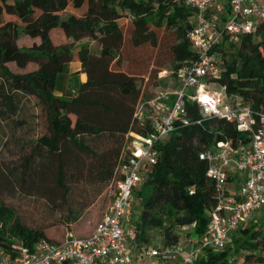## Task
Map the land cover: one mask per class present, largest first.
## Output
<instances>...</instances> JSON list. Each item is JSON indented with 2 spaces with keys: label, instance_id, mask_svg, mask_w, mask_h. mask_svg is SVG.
Segmentation results:
<instances>
[{
  "label": "trees",
  "instance_id": "16d2710c",
  "mask_svg": "<svg viewBox=\"0 0 264 264\" xmlns=\"http://www.w3.org/2000/svg\"><path fill=\"white\" fill-rule=\"evenodd\" d=\"M69 6L87 8L81 16L74 13L63 15ZM4 13L16 15L22 26L13 21L4 22ZM126 13L131 16L135 27L132 36L135 45L154 41L156 29L170 27L176 30L174 73L183 62L195 58L196 53L187 37L192 27L193 10L176 0H0V107L14 114L22 97L35 95L47 106L50 114V132L38 137L30 154L24 157L23 175L36 174L42 178L55 169L58 186L69 193L71 189L65 178L70 162L72 169H76L73 161L68 162L69 150L95 155L85 142L86 136L109 133L111 138L115 137L118 146L116 159L109 168L105 157L101 156L97 177L114 179V166L118 160L119 164L127 142V138L124 143L122 139L131 130L145 132L146 127L134 117L136 105L131 112L126 106H119L114 96L107 94L114 86L124 96L140 92L135 76L111 68L125 43L119 19ZM55 28L63 30L70 39L89 36L100 45L94 50L85 44L78 51L81 70L87 78L72 96L55 93L59 75L73 59L74 47L73 43L55 44L52 39ZM21 34L38 37L40 42L21 47L17 44ZM225 48V45L213 48L221 51L225 59L218 81L226 86L229 94L237 93L254 106H264V22L256 34L245 35L236 43L230 42V54ZM9 62L20 67L36 62L39 68L16 73L7 65ZM188 107L191 116H199L195 102H190ZM212 122L214 130L236 136L230 123L222 119ZM221 136L216 137L215 131L205 130L200 125H190L160 144L159 160L148 170L136 190L142 200L141 212L133 223L138 231L139 244L149 242L151 228L163 229L166 244L179 240L176 225L196 222L195 235L205 233L216 196L214 182L207 175L208 164L200 159L199 153ZM16 180L19 182V178ZM17 217L14 209L0 201V244H5L11 236L21 237L28 244L43 237L49 238L44 231L24 225ZM166 220L170 221L169 225ZM239 256L243 257L240 264H264V214L233 231L225 249L217 252L207 249L197 262L238 264Z\"/></svg>",
  "mask_w": 264,
  "mask_h": 264
},
{
  "label": "built area",
  "instance_id": "2783aa9c",
  "mask_svg": "<svg viewBox=\"0 0 264 264\" xmlns=\"http://www.w3.org/2000/svg\"><path fill=\"white\" fill-rule=\"evenodd\" d=\"M176 1L193 10L187 37L196 56L172 71L168 84L157 85L138 101L134 117L146 130L126 134L109 211L87 236L43 237L32 244L11 236L0 244V264H198L207 249H225L233 231L264 214V106L210 87L221 76L223 63L221 51L213 48L256 34L264 22V0ZM218 5V11L209 13ZM190 102L196 103L198 117L190 115ZM214 119L233 125L236 136L214 130ZM190 125L222 135L199 153L208 164L216 196L206 231L158 246L139 244L131 219L134 191L159 160L160 144Z\"/></svg>",
  "mask_w": 264,
  "mask_h": 264
},
{
  "label": "rangeland",
  "instance_id": "374dc122",
  "mask_svg": "<svg viewBox=\"0 0 264 264\" xmlns=\"http://www.w3.org/2000/svg\"><path fill=\"white\" fill-rule=\"evenodd\" d=\"M86 8L84 6L76 9L69 6L63 15L74 13L81 16ZM216 10L217 7H213L209 13H215ZM7 21H13L22 26V21L16 15L4 13V22ZM119 23L123 28L125 43L121 49L120 57L112 62L111 68L135 76L140 92L124 96L120 89L114 86L110 87L107 94L114 96L119 106H126L129 111L133 112L135 105L137 107L138 101L143 95H151L157 85H166L170 81L169 75L174 66L173 48L178 42V36L174 28L163 27L155 30L154 41L135 45L132 40L135 27L131 16L126 13L119 19ZM153 28L155 27L152 26ZM52 39L57 45L74 44L73 59L59 75L55 89V93L63 91L64 94L72 96L79 91L81 83L79 80L81 69L80 72L75 71L77 67L81 66L78 51L85 44L94 50L98 49L100 45L98 41L89 36L79 40L70 39L59 28L52 30ZM257 39L258 37H256ZM39 42L38 37L34 38L26 34H21L17 40V44L21 47H30ZM225 47L227 53L230 54L232 49L228 40H226ZM227 57L229 58L230 55ZM221 59L224 63L223 56ZM223 63H220L222 69ZM7 65L16 73H27L39 68V64L36 62H30L26 67H20L15 62H9ZM84 76L87 77V74L84 73ZM210 87L228 93L219 81L212 82ZM49 115L47 106L35 95L22 97L17 112L14 114L0 107V201L14 209L17 218L24 225L44 231L51 239L63 240L71 235L87 236L94 231L97 223L103 219L111 207L114 179L112 177L102 180L97 177V167H99L101 156H104L108 167L111 168L116 159L118 146L115 144V137L111 138L109 133H104L101 136H86L85 138L86 144L95 151V155L90 152L69 150L68 162L73 161L74 168H76L72 169L71 162L67 168L65 183L71 189L69 193L58 186L55 169L49 171L42 178L36 174L31 176L25 173L23 175L22 161L24 157L30 154L31 147L38 137L50 132ZM72 116L74 117V115ZM122 141L123 143L126 141V136ZM118 161L114 166L113 176L116 175ZM36 167L38 168V165ZM145 177L144 174L143 180ZM16 178H19V182ZM136 190L133 194L134 202L131 209L133 213L131 219L133 220L137 218L142 208V200ZM70 210L76 211V213ZM169 224L170 221L166 220V225ZM182 227L183 225L175 226V231L180 236L179 239H185L187 233L195 234L193 232L195 228L184 229ZM149 233V242L143 244L148 246L164 244L163 229L151 228ZM237 262L238 264L242 263L243 257H237Z\"/></svg>",
  "mask_w": 264,
  "mask_h": 264
},
{
  "label": "crops",
  "instance_id": "0c3cea01",
  "mask_svg": "<svg viewBox=\"0 0 264 264\" xmlns=\"http://www.w3.org/2000/svg\"><path fill=\"white\" fill-rule=\"evenodd\" d=\"M81 69V66H79V67H77L76 69H75V71H79ZM80 72V71H79ZM84 73L85 72H83L82 70H81V72L79 73V75H80V82H83V81H85L86 80V76H84ZM86 74V73H85ZM57 95H65L64 93H63V91H58L57 93H56Z\"/></svg>",
  "mask_w": 264,
  "mask_h": 264
}]
</instances>
